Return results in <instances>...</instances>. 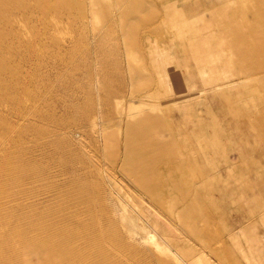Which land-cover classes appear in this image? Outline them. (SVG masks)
I'll return each instance as SVG.
<instances>
[{"label": "rangeland", "instance_id": "374dc122", "mask_svg": "<svg viewBox=\"0 0 264 264\" xmlns=\"http://www.w3.org/2000/svg\"><path fill=\"white\" fill-rule=\"evenodd\" d=\"M142 1L0 0V264H264L263 0Z\"/></svg>", "mask_w": 264, "mask_h": 264}, {"label": "crops", "instance_id": "0c3cea01", "mask_svg": "<svg viewBox=\"0 0 264 264\" xmlns=\"http://www.w3.org/2000/svg\"><path fill=\"white\" fill-rule=\"evenodd\" d=\"M141 4L143 6H148L149 9L151 10L150 14L145 15V16H147V17H145V19L147 21H153L152 18L159 17L160 15H162V16L165 15L164 11L167 10V6L168 5L169 6L171 5V2H170V0H143L141 2ZM223 5H235L236 6L237 5V0H198V2L195 3V5L193 3H191V5H188L186 7L181 8V9H183V12H184L183 15L184 16L187 15L188 17H190L189 20H186V19H183V21L177 20V22H175V23L196 20L197 18L195 19L192 16L195 15L194 12L198 8L201 10V12L198 13L199 16H201V17H199L197 20H199V21H209L210 20V18H209L210 13L208 11V8L211 9L213 7L214 10H215L216 8H218V7L220 8ZM262 5L264 6V0L262 1ZM177 9H175L176 13H178V11H179V8H177ZM183 15H182V17H183ZM262 15H263L262 16V21H264V9H263V14ZM169 21H170V19H169ZM172 22H174V21H172ZM175 23H173V26H174ZM173 26H172V28H177L178 29L177 32L176 31H172L171 32L173 35H175V38H179V39H182V40H184V39L189 40V36L187 34V31L184 30L183 26L182 27H178V26H174L173 27ZM185 48H186L185 49L186 51H187V49H190L192 51L193 55H194V52H193V49H192V46H191L190 42L188 43V46L185 45ZM167 59L168 58H166L165 60H167ZM161 75L162 74H160V76ZM204 84H205V87L203 89H201V91H205L206 90L205 79H204ZM262 90H264V87L262 88ZM255 96H257V95H255L253 93H246V95L244 97L241 96V95L240 96L236 95V97H239V98H245L246 97L245 99H247V101H249L251 99L254 100ZM241 116H242L243 119L246 120L247 115H241ZM140 120H142V123H145V125L147 127H149V128H151V126L153 127V123H151L152 120H149L148 118L147 119L146 118H141ZM244 123H245V125L247 127L251 128V129H257V128L260 129V126L262 127V129L264 128V125L262 126L263 120L262 119H257L256 115H253L252 117H250V119L246 120V122H244ZM163 132L164 133L166 132V127L164 125H162V124L159 126L158 130L157 129H154V131L152 130V133H155V134L159 133V134H157V137H160L161 134H163ZM203 171H206V170L203 169ZM206 173H207V171H206ZM259 174L260 175H258L259 178L256 181L257 182L256 185L258 186L259 191L261 192V194L264 195V170L261 173H259ZM206 176H207V174H206ZM261 211H262L261 220L264 221V207L261 209ZM261 257H264V253H262Z\"/></svg>", "mask_w": 264, "mask_h": 264}, {"label": "bare ground", "instance_id": "6f19581e", "mask_svg": "<svg viewBox=\"0 0 264 264\" xmlns=\"http://www.w3.org/2000/svg\"><path fill=\"white\" fill-rule=\"evenodd\" d=\"M10 1H12V0H10ZM44 1V3L46 2V0H43ZM68 1V0H67ZM3 2V1H2ZM7 2H9V1H7ZM7 2H5V3H7ZM30 2V1H29ZM33 2V1H32ZM17 3V2H16ZM15 2H13V4L15 5L16 4ZM53 3V2H52ZM63 3V5H64V2H62ZM61 3V4H62ZM9 4V3H8ZM12 4V5H13ZM42 4V3H41ZM58 4V3H57ZM56 3H55V5H57ZM66 5H67V3H65ZM6 5V4H5ZM11 5V6H12ZM22 5H23V3H22ZM52 5V4H51ZM55 5H52V7H54ZM7 6V5H6ZM11 6H8V7H11ZM47 6V5H46ZM58 6H59V4H58ZM61 7H62V5H60ZM59 6V7H60ZM68 6V5H67ZM13 7V6H12ZM7 8V7H5V8H2L1 7V9H0V49L3 47V48H5V47H7L10 43H9V39H11L12 41H17V42H19V43H22L23 44V46H25L27 49H30V51L31 52H34L33 50L38 46V45H40L39 43H42L43 42V40H44V36L42 35V34H37V35H33V32H31L32 34L31 35H29L28 37H23V35H22V33L20 34L19 33V31L21 30V28L22 27H20V25H21V23H20V25L19 26H17V28H14V27H12V28H10V29H8L9 27H10V25H11V23L12 22H10V20H9V15L11 14V13H13L14 11H15V9H13V8ZM56 7V6H55ZM54 7V8H55ZM64 7V6H63ZM66 7V6H65ZM64 7V8H65ZM53 8V9H54ZM43 10V8L41 7V5H35V4H33V3H28V5H27V7H26V13H27V15H28V22H27V25L25 26V27H27V29H30L31 28V26H30V23L32 22V20L34 19V16H35V14H36V12L37 11H39V10ZM47 11H50L51 10V8H50V10H49V8H45ZM59 9H61V8H59ZM18 10V9H17ZM54 10H56L57 11V7H56V9H54ZM23 11V10H22ZM56 11H55V14H56ZM51 12V11H50ZM64 12H66V11H64ZM43 13V12H42ZM52 13V12H51ZM61 13V12H60ZM55 14H51V18H52V16L54 17L55 16ZM62 14V13H61ZM61 14H60V16H61ZM23 14H21V16H22ZM15 16V15H14ZM17 16H19V14L17 15ZM58 16V12H57V15H56V17ZM63 16V15H62ZM24 16H22L21 17V19L23 18ZM11 18H13V17H11ZM43 18H45V17H43ZM64 18V17H63ZM47 19V18H46ZM54 19V18H53ZM57 19V18H56ZM56 19H54V20H56ZM17 20H18V17H17ZM24 20V19H23ZM26 20V19H25ZM58 20V19H57ZM61 20V19H60ZM11 21H12V19H11ZM19 21V20H18ZM17 21V22H18ZM40 21H43L42 19H40ZM50 21H53V20H51L50 19ZM16 21H15V23H17ZM25 22V23H26ZM7 23L9 24V25H7ZM60 23V22H59ZM58 23V24H59ZM35 24V23H34ZM33 24V25H34ZM39 24V23H38ZM12 25L14 26V23H12ZM18 25V24H17ZM32 25V24H31ZM40 25V24H39ZM49 25H51V24H49ZM9 26V27H8ZM24 26V25H23ZM35 26V25H34ZM63 26V25H62ZM33 27V26H32ZM24 28V27H23ZM37 28V27H36ZM25 29V28H24ZM40 29V28H39ZM46 29V28H45ZM58 29V28H57ZM56 29V30H57ZM28 31H30V30H28ZM47 31V30H46ZM58 31V30H57ZM41 32V31H40ZM44 32H45V30H44ZM66 32V31H65ZM50 36V35H49ZM16 42V43H17ZM2 48V49H3ZM22 50H24V49H22ZM2 51V50H1ZM23 52V51H22ZM25 52H27L26 50H25ZM29 52V51H28ZM39 52V51H38ZM30 55H31V53H30ZM32 56V55H31ZM33 58V57H32ZM100 124V123H99ZM118 202V201H117ZM126 208V207H125ZM127 211H128V209H127ZM178 260V259H177ZM182 260V259H181Z\"/></svg>", "mask_w": 264, "mask_h": 264}]
</instances>
